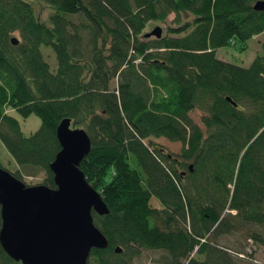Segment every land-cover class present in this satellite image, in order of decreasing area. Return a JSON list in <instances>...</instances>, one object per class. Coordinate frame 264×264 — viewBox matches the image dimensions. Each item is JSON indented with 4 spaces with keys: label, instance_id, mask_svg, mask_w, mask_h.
<instances>
[{
    "label": "trees",
    "instance_id": "obj_1",
    "mask_svg": "<svg viewBox=\"0 0 264 264\" xmlns=\"http://www.w3.org/2000/svg\"><path fill=\"white\" fill-rule=\"evenodd\" d=\"M38 1L45 22L31 0H0V143L15 178L41 171L53 188L57 124L84 130L78 168L108 209L91 212L107 246L86 264H133L142 252L157 264H262L250 251L264 249V39L247 66L215 56L264 31L258 0ZM170 13L165 35L143 36ZM12 111L39 126L23 135ZM0 264L21 263L0 247Z\"/></svg>",
    "mask_w": 264,
    "mask_h": 264
},
{
    "label": "water",
    "instance_id": "obj_2",
    "mask_svg": "<svg viewBox=\"0 0 264 264\" xmlns=\"http://www.w3.org/2000/svg\"><path fill=\"white\" fill-rule=\"evenodd\" d=\"M252 8L263 10L264 0ZM160 33L156 26L143 36L158 38ZM10 43L17 39L11 37ZM55 137L59 150L49 164L53 188L26 185L0 167V247L21 264H86L91 249L107 246L91 212L104 215L108 209L78 168L89 138L83 129L70 127L69 119L59 121Z\"/></svg>",
    "mask_w": 264,
    "mask_h": 264
},
{
    "label": "rangeland",
    "instance_id": "obj_3",
    "mask_svg": "<svg viewBox=\"0 0 264 264\" xmlns=\"http://www.w3.org/2000/svg\"><path fill=\"white\" fill-rule=\"evenodd\" d=\"M31 1H32L33 8L35 10V14L37 18L40 21L45 22L46 17H47L46 15L49 13L50 8L38 0H31ZM173 17H174L173 14L170 13L167 16L165 22H157V21L147 22L142 30L143 35L144 33L151 31L156 26L161 29L160 36L165 35V30H167L169 26H172L171 21ZM181 20L185 21V17L182 16ZM150 37H153V36H150ZM153 38H156V37H153ZM263 39H264V31L253 36L249 40H247L245 42L244 49L239 50L238 44L229 45L226 47H220L216 49L215 56L229 63H234L240 66H247L248 63L252 60V58L260 52L259 43L263 41ZM40 51L43 54L46 61L48 62L50 68H53L54 58H53V53L51 49L46 46H41ZM114 86H115V80H113L110 83V87H114ZM11 114L18 120L20 130L23 135H28L29 133L33 132L39 126V119L34 114H29L25 118H21L13 111L11 112ZM199 115H200V112L197 110H194L189 113V116L197 123H198ZM150 141L152 143L159 145L165 151L171 152L173 154H177L180 148V143L170 142L163 137L152 138ZM0 166L10 172H12L13 170L17 168L16 164L11 160L10 156L7 154V152L5 151L1 143H0ZM42 177H43V173L41 171H35V173L31 176H24L23 182L26 185L40 184L42 181L41 180ZM152 203L155 204L156 202L153 200ZM250 250L251 249H246L244 250V252H249ZM253 250L254 251L251 250L250 252L251 254L254 255V258H253L254 261H256V263L264 264V249L261 246L256 245L255 249ZM155 256H156L155 252H142L139 255V257L133 260V264H157L154 260Z\"/></svg>",
    "mask_w": 264,
    "mask_h": 264
},
{
    "label": "bare ground",
    "instance_id": "obj_4",
    "mask_svg": "<svg viewBox=\"0 0 264 264\" xmlns=\"http://www.w3.org/2000/svg\"><path fill=\"white\" fill-rule=\"evenodd\" d=\"M89 148H90V140H89Z\"/></svg>",
    "mask_w": 264,
    "mask_h": 264
}]
</instances>
